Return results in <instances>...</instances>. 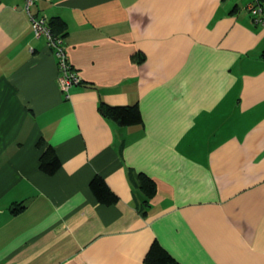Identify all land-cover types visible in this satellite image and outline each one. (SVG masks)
<instances>
[{"label":"crops","instance_id":"1","mask_svg":"<svg viewBox=\"0 0 264 264\" xmlns=\"http://www.w3.org/2000/svg\"><path fill=\"white\" fill-rule=\"evenodd\" d=\"M249 1L37 0L82 79L65 98L23 0H0V264H144L154 240L179 264H264V19ZM100 103L137 104L141 123ZM94 175L116 203L95 200Z\"/></svg>","mask_w":264,"mask_h":264},{"label":"trees","instance_id":"2","mask_svg":"<svg viewBox=\"0 0 264 264\" xmlns=\"http://www.w3.org/2000/svg\"><path fill=\"white\" fill-rule=\"evenodd\" d=\"M257 6L264 7V0H255ZM47 24L55 35L65 37V24L58 17H53L47 21ZM81 83V82H80ZM79 83V84H80ZM78 85V84H77ZM73 87V86H72ZM71 87V88H72ZM99 111L101 114L115 122L119 126H130L141 123V114L137 104L130 105H107L105 103L99 104ZM43 139H39L38 144H42ZM39 169L48 175L54 174L60 166V162L55 154L54 149L50 145H46L39 156ZM138 186L143 193V203L155 194L156 186L152 179L146 175H138ZM89 189L93 194L95 200L103 205H112L117 202L118 197L109 189L103 177L94 175L89 182ZM24 207L22 203L14 210L19 211ZM144 264H179L162 245L154 240L144 258Z\"/></svg>","mask_w":264,"mask_h":264},{"label":"built area","instance_id":"3","mask_svg":"<svg viewBox=\"0 0 264 264\" xmlns=\"http://www.w3.org/2000/svg\"><path fill=\"white\" fill-rule=\"evenodd\" d=\"M36 1L37 0H23V9L28 16L33 34L36 37H44L46 46L50 49L56 60L58 84L64 94V97L67 98L69 96V89L72 86L79 84L81 82V77L69 62L63 38L53 33L47 24V19L44 16H34V14L30 12L31 6ZM246 8L255 21H262L264 19V7L257 6L253 0H250L246 4Z\"/></svg>","mask_w":264,"mask_h":264},{"label":"rangeland","instance_id":"4","mask_svg":"<svg viewBox=\"0 0 264 264\" xmlns=\"http://www.w3.org/2000/svg\"><path fill=\"white\" fill-rule=\"evenodd\" d=\"M63 38V37H62ZM81 82H82V79H81Z\"/></svg>","mask_w":264,"mask_h":264}]
</instances>
